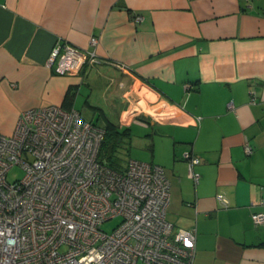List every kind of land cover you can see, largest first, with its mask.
<instances>
[{
	"label": "crops",
	"instance_id": "1",
	"mask_svg": "<svg viewBox=\"0 0 264 264\" xmlns=\"http://www.w3.org/2000/svg\"><path fill=\"white\" fill-rule=\"evenodd\" d=\"M63 42L94 59L56 73ZM49 104L128 127V157L167 173V219L196 229L194 264H264V0H0V133Z\"/></svg>",
	"mask_w": 264,
	"mask_h": 264
},
{
	"label": "built area",
	"instance_id": "2",
	"mask_svg": "<svg viewBox=\"0 0 264 264\" xmlns=\"http://www.w3.org/2000/svg\"><path fill=\"white\" fill-rule=\"evenodd\" d=\"M93 59L63 42L51 48L46 65L76 74ZM103 134L58 104L24 109L13 131L0 133V264H194L195 227H176L166 217L165 169L131 157L122 170L109 167L98 159ZM251 149L245 142L244 150ZM182 156L197 183L199 157L189 150ZM16 164L23 175L8 182ZM217 198L228 206L223 194ZM112 218L118 223L104 231ZM252 220L264 224V212Z\"/></svg>",
	"mask_w": 264,
	"mask_h": 264
},
{
	"label": "trees",
	"instance_id": "3",
	"mask_svg": "<svg viewBox=\"0 0 264 264\" xmlns=\"http://www.w3.org/2000/svg\"><path fill=\"white\" fill-rule=\"evenodd\" d=\"M103 138L99 145L98 159L103 161L109 167L115 170H122L126 160L129 157L125 156L128 127L119 128L117 125L108 122L104 127Z\"/></svg>",
	"mask_w": 264,
	"mask_h": 264
},
{
	"label": "rangeland",
	"instance_id": "4",
	"mask_svg": "<svg viewBox=\"0 0 264 264\" xmlns=\"http://www.w3.org/2000/svg\"><path fill=\"white\" fill-rule=\"evenodd\" d=\"M127 146L126 150L124 148V152H125V156L128 157V138H127V144H125ZM132 149V154L133 153H137L138 150L136 147H133L131 148ZM140 151V150H139ZM129 156H132L134 157V155H130ZM135 158H140V157H135ZM142 159V158H140ZM23 175V170L22 168L19 166V165H13L9 168V170L7 171V174H6V180L8 182H12L14 180H17V179H20ZM119 221V218H112L110 220H107L105 222H103L102 224V229L106 232H110L113 227H115V225L118 223Z\"/></svg>",
	"mask_w": 264,
	"mask_h": 264
}]
</instances>
